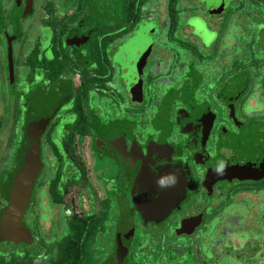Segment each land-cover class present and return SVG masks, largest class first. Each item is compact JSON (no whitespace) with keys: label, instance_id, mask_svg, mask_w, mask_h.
Wrapping results in <instances>:
<instances>
[{"label":"flooded vegetation","instance_id":"flooded-vegetation-1","mask_svg":"<svg viewBox=\"0 0 264 264\" xmlns=\"http://www.w3.org/2000/svg\"><path fill=\"white\" fill-rule=\"evenodd\" d=\"M34 107L21 264H264V0H0L2 185ZM161 163L177 204L145 220Z\"/></svg>","mask_w":264,"mask_h":264},{"label":"water","instance_id":"water-1","mask_svg":"<svg viewBox=\"0 0 264 264\" xmlns=\"http://www.w3.org/2000/svg\"><path fill=\"white\" fill-rule=\"evenodd\" d=\"M47 122L48 118L42 116L40 110L35 107L32 108L28 124L24 130L19 165L10 176V182L5 191L7 206L0 215V242L19 243L23 238L24 228L21 220L28 206L33 184L41 169L39 136L45 129ZM147 166H149V162ZM158 166L157 175H161L160 178L150 181L149 167H146L137 176L132 189L134 205L145 220L153 214L157 216L166 213L177 204L174 202V198L179 194L178 178L180 171L175 166L166 163L157 164L155 168ZM162 175L164 177L175 176L176 183L161 187L158 181L162 179Z\"/></svg>","mask_w":264,"mask_h":264},{"label":"trees","instance_id":"trees-1","mask_svg":"<svg viewBox=\"0 0 264 264\" xmlns=\"http://www.w3.org/2000/svg\"><path fill=\"white\" fill-rule=\"evenodd\" d=\"M19 156L17 157V159ZM8 184V183H7ZM7 184L2 185L0 184V203L1 200L4 201L7 200V194L5 193L7 189ZM4 198V199H3ZM4 208H0V215L2 214ZM0 243H11L18 245V243H13L11 241H5V242H0ZM69 247V244L65 243L62 246V249H60L57 259L52 262V264H76L74 256L76 255L75 252H71L69 249L66 250ZM17 252V251H16ZM0 264H21V260L19 259L18 254H12L8 259L5 257H0Z\"/></svg>","mask_w":264,"mask_h":264},{"label":"rangeland","instance_id":"rangeland-1","mask_svg":"<svg viewBox=\"0 0 264 264\" xmlns=\"http://www.w3.org/2000/svg\"><path fill=\"white\" fill-rule=\"evenodd\" d=\"M254 31H255L254 35L252 33H249V36L250 37L253 36L255 38V37L258 36L259 33L258 32L256 33V29H254ZM211 40L212 39H209L208 40V43H210ZM256 43H258V41H256ZM256 46H257V44H256ZM206 48L209 49L208 46ZM257 50L259 51V48H256V51ZM206 52H207V50L206 51L203 50V54L206 53ZM252 58H256V56H252L251 55L250 59H252ZM10 136H11V134L9 135V137ZM1 141H2V148H3V150L7 147V142L11 143L10 138H8L7 136L4 139L1 138L0 139V142ZM3 150H1V151H3ZM48 226H49V224L48 223H45L44 224V227H43V230H47L48 229ZM20 247H21L20 245H15V244H11V243H9V244L8 243H0V257H5V258L8 259L12 254H15L16 255L17 252L19 251V248ZM35 262L38 263V261H35Z\"/></svg>","mask_w":264,"mask_h":264},{"label":"clouds","instance_id":"clouds-1","mask_svg":"<svg viewBox=\"0 0 264 264\" xmlns=\"http://www.w3.org/2000/svg\"><path fill=\"white\" fill-rule=\"evenodd\" d=\"M226 168V163L224 161H219L218 162V166L217 168L215 169V171L218 173V174H223L224 170ZM176 183V177L175 176H168V177H164L162 179H160L158 181V184L161 186V187H164V186H169V185H174Z\"/></svg>","mask_w":264,"mask_h":264}]
</instances>
